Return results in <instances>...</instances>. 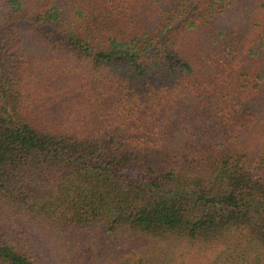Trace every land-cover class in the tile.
Masks as SVG:
<instances>
[{
    "label": "trees",
    "instance_id": "1",
    "mask_svg": "<svg viewBox=\"0 0 264 264\" xmlns=\"http://www.w3.org/2000/svg\"><path fill=\"white\" fill-rule=\"evenodd\" d=\"M0 264H264V0H0Z\"/></svg>",
    "mask_w": 264,
    "mask_h": 264
}]
</instances>
